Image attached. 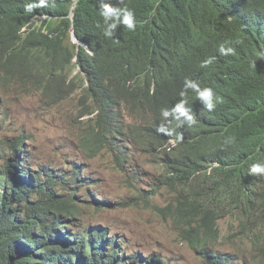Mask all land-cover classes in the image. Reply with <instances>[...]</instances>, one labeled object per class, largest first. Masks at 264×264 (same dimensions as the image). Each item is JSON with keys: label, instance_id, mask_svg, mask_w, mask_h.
<instances>
[{"label": "trees", "instance_id": "1", "mask_svg": "<svg viewBox=\"0 0 264 264\" xmlns=\"http://www.w3.org/2000/svg\"><path fill=\"white\" fill-rule=\"evenodd\" d=\"M92 1H77L72 24L76 32L82 12ZM240 1L245 12L264 3V0ZM70 2L54 0L46 6L14 13L11 1L7 0L5 13L0 15V88L19 84L18 88L25 92L39 89L38 85L27 86L29 69L11 66L5 61L9 45L17 38L15 48L24 50L23 55L26 53L29 66L36 75L45 74L54 60L63 70L75 67L70 60L74 47L67 38L69 20L63 17ZM198 2L208 14H215L209 0ZM154 3L155 0H149L139 6L140 24L129 38L146 40L151 50L139 62L126 61L123 64L118 71L116 93L101 92L98 99H93V104L88 102L86 95L78 98L83 107L82 114L87 117L79 136L84 148L89 152L107 150L120 166L126 162L128 145L140 147L145 153L160 154L159 147L165 142V135L149 131V126L155 128L159 123L148 110L159 100H165V106L173 104L171 93L175 81L185 70L189 73L202 70L195 64L188 65L194 58L191 46H178L170 51L158 47L153 27L159 5L154 7ZM41 12L51 16L45 20V31L31 27L21 31L33 14ZM21 14L24 15L22 19L19 18ZM242 16L241 9L226 8L221 13L220 25L227 35L213 45L215 52L210 66H217L227 56H231L236 65L217 69L206 81L207 88L217 93L218 104L211 113L201 117L193 131L184 132L185 138L181 141H192L195 151L189 150V157L195 152L201 156L216 155L226 163L224 172L212 175L215 182L221 184L241 175L247 165L249 149L264 147V63L258 57L260 46L257 39L245 28ZM72 72L70 83L72 78L76 82V75L80 76L78 71ZM62 82V76L58 75L56 87L44 89L42 96L60 103L73 95L71 88L59 86ZM135 86L137 92L132 90ZM124 115L131 119L126 121ZM24 137L29 138V135L16 137L11 143L0 138V264H146L141 254L121 250L113 237L106 236V229L71 232L68 227L79 223L77 219L83 202L96 204L98 209L109 205V201L95 198L93 194H87L85 199L75 195L76 186L88 188L95 180L86 174L79 178L80 166L77 170L72 169L69 182L62 173L51 175L31 171L27 158L17 150L23 147ZM185 157L182 155V160ZM164 167L171 177L164 185H160L159 179L157 184L165 186L171 194L164 208L168 215L174 216L181 239L199 248L209 264H229L219 260L220 255L212 254L207 247V242L217 236L218 220L226 214H237L243 221L241 228L250 216L264 215V201L249 198L240 180L228 187L193 186L188 175L179 179V172H172L167 164ZM135 178L140 180V174ZM79 181L81 185H76ZM58 191H64L63 195ZM156 192V189L151 191L152 194ZM209 203L212 207L208 206ZM155 205L154 208L159 209ZM252 248L254 256L251 261L264 264V247L253 242ZM152 259L153 264L161 263V260Z\"/></svg>", "mask_w": 264, "mask_h": 264}, {"label": "clouds", "instance_id": "2", "mask_svg": "<svg viewBox=\"0 0 264 264\" xmlns=\"http://www.w3.org/2000/svg\"><path fill=\"white\" fill-rule=\"evenodd\" d=\"M10 1L15 13L46 6L54 0ZM77 1L71 0L67 13L63 15L69 20L67 38L74 47L70 60L75 67L71 70L70 67L63 70L62 66L54 60L47 67L45 74L36 75L29 66L26 53L23 55L24 50L19 51L15 48L19 39L11 42L12 49L7 50L6 63L29 69L31 73L27 76V86L30 87L32 84L39 86L36 91L27 90L26 92L43 95L44 89L56 87L57 78L60 75L63 80L60 87L64 85V88H71L73 95L77 98L86 95L88 102L93 104V99H98L101 92L116 93L119 80L118 71L126 61L139 62L146 52L151 50V45L146 40L138 41L137 38L129 40L140 24L138 8L149 0H93L82 12L79 30L76 32L72 24ZM209 1L212 3L215 14H208L204 11L198 0H155L154 7L159 5V14L154 22L153 33L156 36L154 40L158 47L163 51H170L178 46H191L194 58L188 65L195 64L202 70L198 73H189L185 70L175 81L174 91L171 93L174 96L173 104L165 106V100H159L148 110V113L152 114L159 123L155 125V128L149 126V131L165 135V142L159 147L160 154L146 151L163 168L158 177L160 185H164L168 177H171L164 167V164H167L172 172L180 173L179 179L182 175H188L192 179L193 186L228 187L235 180H240L244 193L249 198L264 201L263 146L249 149L247 165L241 175L235 180L221 184L215 182L212 175L224 172L227 167L226 163L216 155L201 156L195 152L193 157H189V150H194L192 141L189 139L181 142L185 138L183 137L184 132L193 131L200 123L201 117L211 113L218 104L217 93L207 88L206 81L217 69L225 66L234 68L236 65L231 56H227L217 66H210V59L215 52L213 45L221 42L227 35L220 25L223 10L229 8L243 11L242 22L257 39V44L260 46L258 57L264 63V3L260 7L245 12L240 0ZM6 2L7 0H0V15L5 13ZM46 19H51V16L45 12L35 13L22 26L21 31L27 27L42 28L45 31ZM228 51L232 50L228 49ZM72 71H78L80 76L76 75V82L72 78V83H70L71 76L74 75ZM132 90L137 92V87L135 86ZM124 118L126 121L131 119L127 115H124ZM134 146L128 145V150ZM19 154L24 155L21 152ZM182 155L186 156L184 160H182ZM128 157L129 152L126 162ZM208 206L212 207V204L209 203ZM225 217L236 222L234 230L240 238L247 241L252 256H254L253 242L264 247V215L250 216L245 221V226L241 228L240 224L243 221L237 214H226L218 222L221 219L224 220ZM219 234L218 227L217 236L213 241L218 238ZM218 259H222L221 256H218ZM255 262L259 264L258 261Z\"/></svg>", "mask_w": 264, "mask_h": 264}, {"label": "rangeland", "instance_id": "3", "mask_svg": "<svg viewBox=\"0 0 264 264\" xmlns=\"http://www.w3.org/2000/svg\"><path fill=\"white\" fill-rule=\"evenodd\" d=\"M18 85L0 88V138L11 143L16 137L29 135L18 152L27 158L32 171L62 173L69 182L72 169L80 166L79 178L91 175L95 182L88 188L76 186L82 183L77 182L75 195L85 199L87 194H93L95 198L109 201V205L98 209L96 204L83 202L79 223L68 227L71 232L106 229V236L113 237L121 250L141 254L146 264H153L152 258L166 264H209L199 248L181 239L174 216L166 213L164 207L171 194L157 184L163 168L155 158L132 147L128 150L127 162L120 166L107 150L87 151L79 139L87 117L82 114L83 107L77 96L71 95L56 103L55 99L22 91ZM139 174L140 180H137L135 175ZM152 189L157 192L152 194ZM63 192L58 191L61 195ZM235 225L228 217L221 219L220 234L207 247L229 264H256L250 261V246L239 237ZM147 255L153 257L146 258Z\"/></svg>", "mask_w": 264, "mask_h": 264}, {"label": "bare ground", "instance_id": "4", "mask_svg": "<svg viewBox=\"0 0 264 264\" xmlns=\"http://www.w3.org/2000/svg\"><path fill=\"white\" fill-rule=\"evenodd\" d=\"M244 4H245V1H244ZM23 16H24V15H22V14H21V15H19V18H20V19H22V18H23ZM9 48H10V49H12L11 45H10V47H9ZM13 48H14V47H13ZM147 124H148V123H147ZM163 140H165V139H163ZM163 143H164V142H163ZM160 146H161V145H160ZM157 162H158V161H157ZM202 203H203V202H202ZM110 238H111V237H110Z\"/></svg>", "mask_w": 264, "mask_h": 264}]
</instances>
